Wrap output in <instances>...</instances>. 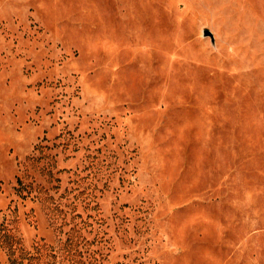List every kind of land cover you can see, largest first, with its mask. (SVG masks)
Listing matches in <instances>:
<instances>
[{
	"label": "rangeland",
	"instance_id": "rangeland-1",
	"mask_svg": "<svg viewBox=\"0 0 264 264\" xmlns=\"http://www.w3.org/2000/svg\"><path fill=\"white\" fill-rule=\"evenodd\" d=\"M0 264H264V0H0Z\"/></svg>",
	"mask_w": 264,
	"mask_h": 264
},
{
	"label": "water",
	"instance_id": "water-1",
	"mask_svg": "<svg viewBox=\"0 0 264 264\" xmlns=\"http://www.w3.org/2000/svg\"><path fill=\"white\" fill-rule=\"evenodd\" d=\"M205 34H208V31H206Z\"/></svg>",
	"mask_w": 264,
	"mask_h": 264
}]
</instances>
